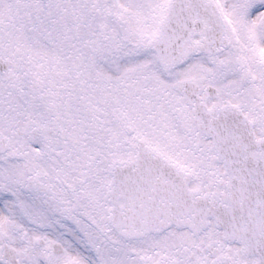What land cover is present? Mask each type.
<instances>
[{
    "label": "snow or ice",
    "instance_id": "snow-or-ice-1",
    "mask_svg": "<svg viewBox=\"0 0 264 264\" xmlns=\"http://www.w3.org/2000/svg\"><path fill=\"white\" fill-rule=\"evenodd\" d=\"M0 264H264V0H0Z\"/></svg>",
    "mask_w": 264,
    "mask_h": 264
}]
</instances>
